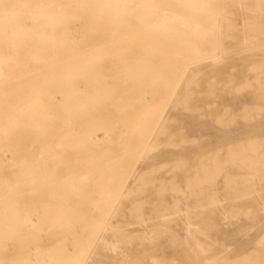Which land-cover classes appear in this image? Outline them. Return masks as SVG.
<instances>
[{"label": "rangeland", "instance_id": "obj_1", "mask_svg": "<svg viewBox=\"0 0 264 264\" xmlns=\"http://www.w3.org/2000/svg\"><path fill=\"white\" fill-rule=\"evenodd\" d=\"M66 1L0 0L1 23L42 9L61 30L38 49L0 35V264H264V0L196 5L221 20L199 56Z\"/></svg>", "mask_w": 264, "mask_h": 264}, {"label": "bare ground", "instance_id": "obj_2", "mask_svg": "<svg viewBox=\"0 0 264 264\" xmlns=\"http://www.w3.org/2000/svg\"><path fill=\"white\" fill-rule=\"evenodd\" d=\"M66 1V0H65ZM205 1V0H204ZM208 1V0H207ZM68 1H66L65 3H67ZM102 2H104V3H102ZM70 3L71 4H73V5H75V3L78 5V7H80V8H82V10H85L86 12H87V15L88 16H90V15H94V12H97V13H95L96 15H98L99 17H102V19H103V22H109V23H111V25H115V28L117 27V30L119 31V33H117L118 35L117 36H124L125 34H126V36H127V34L128 33H126V32H129V31H133L136 27L138 28V26H135V24H133V20H137V21H140L141 23H142V25L143 24H145V26H146V24H149L150 25V27L152 28H150L149 26V28L151 29V31L150 32H152L153 31V34H151V38L153 37L152 35H154V38H152V41L153 42H157V41H155V40H157V39H160V40H158V42L159 41H162L163 42V44L162 45H164L165 43V41L167 42V41H171V43L174 41V40H177L180 44H182V45H184V47H185V44L184 43H186V45L188 46V47H186V48H188L189 50H190V54L191 55H197V53H202V54H204V52L205 51H207V47H209V45H207V43L206 42H204V40L206 39L207 40V38L206 37H208L209 35H211V34H214V33H216L217 32V29H219V24H220V18L219 19H215V18H213L212 16H210L209 15V13H206V12H199V11H201V10H199V11H197V8L198 7H200L202 4H203V1L202 0H71L70 1ZM100 4H104V5H106L109 9H107L106 8V10H102V9H100V10H98L99 8H98V5H100ZM194 5V8H193V10L191 9V8H189L191 5ZM207 4V3H206ZM192 5V6H193ZM196 5H200V6H198V7H196V11H195V6ZM12 6V5H11ZM10 6V7H11ZM13 7H15V6H13ZM67 7H69L68 6V4L67 5H65L64 3H62V4H59L58 6H55V11H57L58 13H60L61 11H64L65 9H68ZM95 7H97V8H95ZM101 7V6H100ZM12 8V7H11ZM102 8V7H101ZM13 9V8H12ZM96 9H97V11H96ZM128 10H131V11H133V14H136L134 17H129V15L128 14H130L129 12H128ZM207 10V9H206ZM209 10V9H208ZM23 16V17H22ZM75 16V15H74ZM131 16V15H130ZM8 18L7 19H9V20H15V22H13V23H9L8 21V23H6V21L5 22H3L2 21V23H1V21H0V35L4 38V40H5V42L6 43H13V42H15L16 41V36H17V38H19L18 36L19 35H23L24 36V38L25 39H31V41H33L34 39H36L37 40V42L36 43H38V47H36L37 49L38 48H40L39 47V43H41V41H44V40H48V41H50L51 39H52V42H53V40L54 39H56L57 37H60V35H59V32L61 33V30L59 29V30H57L56 28H55V26L52 24L53 22L51 21V20H49L48 19V17H49V15L48 14H43V10L41 9H39L38 10V12L37 11H35L34 13H31V11H29V10H27V11H25V13H24V15H19V16H16V18H20V20H22V22H23V24H21L20 22H18V21H20V20H18V19H15L14 17L15 16H7ZM148 17H150V18H152V19H154V21H151V19H150V21H149V18ZM4 18H6V17H4ZM14 18V19H13ZM74 18V17H73ZM26 19H29L30 21H32V25L31 26H28V25H25V20ZM66 19V18H65ZM69 19V18H68ZM67 19V20H68ZM78 19V18H77ZM1 20V19H0ZM16 20H18L17 22H16ZM84 22H81V23H85V21L86 20H83ZM67 23V22H66ZM138 24H139V22H138ZM104 25H106V24H104ZM7 26H9V28L7 27ZM15 26H18L15 30L12 28V27H15ZM74 26V25H73ZM7 27V28H6ZM142 27V26H141ZM6 29H9V30H11V32H13V30L15 31V32H13V33H11L10 31H5ZM13 29V30H12ZM200 29V30H199ZM4 30V33H2L1 31H3ZM136 30V29H135ZM138 30V29H137ZM140 30V29H139ZM142 30H144V29H142ZM197 30H199L200 32H199V41H196V42H194V40H197L195 37H193V38H195L193 41H192V38H191V41H188V36L189 35H193V34H195L196 35V31ZM59 31V32H58ZM63 33H64V31H62ZM69 32V31H68ZM110 32V31H109ZM137 32V31H136ZM138 32H140V31H138ZM144 32H145V30H144ZM148 31H146L145 33H147ZM149 32V33H150ZM198 32V31H197ZM130 33H132V32H130ZM130 33L128 34V35H130ZM134 33H135V31H134ZM141 33H143V32H140V34ZM144 33V35H146ZM149 33H147V35L149 34ZM67 34V33H66ZM70 34V33H69ZM68 34V35H69ZM133 34V33H132ZM198 34V33H197ZM62 35V34H61ZM72 35V34H71ZM143 35V36H144ZM217 35H219V34H217ZM22 36V37H23ZM143 36H141V38H143L142 40L144 41L145 39H144V37ZM150 36V35H149ZM186 36H187V38H186ZM21 36H20V38H22ZM128 37V36H127ZM192 37V36H191ZM211 37V36H210ZM215 37V36H214ZM19 38V39H20ZM32 38H33V40H32ZM121 38H124V37H121ZM126 38V37H125ZM124 38V39H125ZM139 38H140V36H139ZM138 38V39H139ZM148 38V37H147ZM146 38V39H147ZM150 38V37H149ZM157 38V39H156ZM190 38V37H189ZM212 38H213V36H212ZM211 38V39H212ZM216 38V37H215ZM23 39V38H22ZM117 39V38H116ZM127 39V38H126ZM210 39V38H209ZM210 39V40H211ZM35 40V41H36ZM141 40V41H142ZM149 40V39H148ZM187 40V41H186ZM214 40V39H213ZM25 41V40H24ZM141 42L140 43V40L137 42L138 44H136V45H132L131 47H129V50H131V51H134V53H135V59L136 58H142L141 56V53H143L144 51H145V49H147V44H146V41H144V42ZM4 42V41H3ZM136 42V41H135ZM149 42V41H148ZM151 42V41H150ZM150 42H149V44H150ZM178 42H175L176 44H175V46L174 47H176V45L178 44L179 45V43ZM212 42V41H211ZM159 43H161V42H159ZM174 43V42H173ZM172 43V44H173ZM204 43H206L205 45H204ZM42 44V43H41ZM122 44V43H121ZM152 44V43H151ZM169 44H170V42H169ZM214 44H215V42H214ZM161 44L160 45H151V46H153V47H155V46H162ZM166 46L168 45V43L167 44H165ZM181 45V46H182ZM5 45H0V50H1V48H3ZM149 46V45H148ZM150 46V47H151ZM166 46H164V48L166 47ZM169 47L171 46V44L170 45H168ZM172 46V47H173ZM213 46V45H212ZM173 47V49H175ZM183 47V46H182ZM181 47V48H182ZM183 47V48H184ZM124 48V47H123ZM182 48V49H183ZM186 48H184V49H186ZM42 49V48H41ZM126 49V48H125ZM128 49V48H127ZM156 50H157V48H155ZM161 49V48H160ZM170 49H172L171 47H170ZM180 49V48H179ZM178 49V50H179ZM187 49V50H188ZM40 50V49H39ZM38 50V51H39ZM56 50V49H55ZM148 50V49H147ZM150 50H151V48H150ZM149 50V51H150ZM153 50V49H152ZM188 50V51H189ZM42 51V50H41ZM57 51V50H56ZM55 51V52H56ZM121 51H125V50H121ZM161 51V50H160ZM193 52V54H192V52ZM32 52V51H31ZM126 52V51H125ZM124 52V53H125ZM151 52V51H150ZM188 53V52H187ZM188 53V54H189ZM196 53V54H195ZM123 54V53H122ZM144 54V53H143ZM145 54H147V53H145ZM159 54V53H158ZM148 55V54H147ZM163 55V54H162ZM200 54H198L197 56H199ZM156 57H158L159 58V56L158 55H155ZM112 57H114V56H112ZM110 58V59H113V58ZM120 57V56H119ZM129 57H131V56H129ZM133 57V56H132ZM117 58V57H116ZM127 57L125 56V61H127V59H126ZM147 58V57H146ZM53 59H54V57H53ZM110 59H108V60H110ZM120 59V58H119ZM124 59V58H123ZM130 58H128V60H129ZM135 59H132V60H135ZM144 61H146L145 59H144V57L142 58ZM157 59V58H156ZM154 60V62L157 64V60ZM138 59H136V61H137ZM142 60V61H143ZM148 60H150V58L148 59ZM89 61H91V60H89V58H88V62ZM113 61V60H112ZM115 61V60H114ZM124 61V62H125ZM139 61V60H138ZM140 61H141V59H140ZM142 61L141 62H138V63H134L133 65H135L138 69V71H134V73L136 72V75H137V73L141 70L140 68H139V66L140 65H142ZM82 62V61H81ZM80 62V63H81ZM84 62V61H83ZM82 62V63H83ZM98 62H100V61H98ZM111 62V61H110ZM162 62V61H161ZM105 63V62H104ZM144 64H145V62H143ZM69 64V63H68ZM72 64V63H71ZM75 64H77V63H75ZM106 64V63H105ZM112 64V63H111ZM82 65H84V63L82 64ZM107 65V64H106ZM124 65H125V63H124ZM153 65H154V63H153ZM72 65H70V67H71ZM101 66V65H100ZM113 66H114V64H113ZM143 67H144V65H142ZM145 66H147V65H145ZM156 68H158L156 65H154ZM66 67L67 66H61V67H59L58 69H59V71H62V70H64V69H66ZM76 67V66H75ZM74 67V68H75ZM106 67V66H105ZM141 67V66H140ZM142 67V68H143ZM161 67H162V65H161ZM160 67V68H161ZM72 68V67H71ZM77 68V69H76ZM75 69H76V71H78V66L76 67ZM125 68V67H124ZM145 68V67H144ZM47 69V68H46ZM49 69V68H48ZM135 69V68H134ZM133 69V70H134ZM140 69V70H139ZM55 70H57V69H55ZM72 70V69H71ZM129 70V69H128ZM145 70H146V68H145ZM152 70V69H151ZM50 71H51V69H50ZM75 71V70H74ZM73 71V72H74ZM122 71V70H121ZM144 71V70H143ZM142 71V72H143ZM148 71H150V70H148ZM109 72V71H108ZM124 72V71H123ZM127 72V71H126ZM141 72V71H140ZM153 72H154V70H153ZM113 73V72H112ZM114 73H116V72H114ZM118 73V72H117ZM144 73H146V72H144ZM143 73V74H144ZM124 74H125V72H124ZM141 75H143L142 73H140ZM148 74V73H147ZM151 74H152V72H151ZM153 74H155V72L153 73ZM79 75V74H78ZM106 75H108V74H106ZM111 75V74H110ZM118 75V74H117ZM156 75V74H155ZM114 76V75H113ZM152 76H154V75H152ZM159 75H156V76H154L153 77V79L154 78H156V77H158ZM97 77V76H96ZM143 77V76H142ZM160 77V76H159ZM143 78H148V76L146 77H143ZM83 79V78H82ZM93 79V78H92ZM152 79V80H153ZM158 79V78H157ZM89 81H90V79H88ZM88 80H86L87 82H88ZM134 80H136V78H134ZM133 79H132V81L134 82L132 85H130V84H128L127 86H129L126 90H127V92L125 91V89H124V91L126 92V94L128 95V93L130 92V93H132V92H135V91H140L141 89V87L142 86H140V85H138L137 84V82L136 81H134ZM139 80V79H138ZM146 80V79H145ZM160 80V79H159ZM83 81V80H82ZM91 81H93V80H91ZM96 81V80H95ZM132 81H131V83H132ZM140 81H142L141 79H140ZM144 81V80H143ZM154 81V80H153ZM135 82H136V84H135ZM145 82V81H144ZM152 82V81H151ZM90 83V82H89ZM129 83V82H128ZM138 83H139V81H138ZM143 83V82H142ZM84 84V83H83ZM88 84V83H87ZM97 84V83H96ZM105 84V83H104ZM144 84H146L147 85V81L144 83ZM150 84V83H149ZM68 85L69 84H67V85H58L57 87H52L53 88V90L51 89V91L52 92H50L49 90L47 91L48 93L50 92L51 94L53 93V92H60V93H62L63 91L65 92V90H67L68 89ZM102 85V84H101ZM154 85V84H153ZM156 85V84H155ZM86 86V85H85ZM98 86V85H97ZM97 86H96V88H97ZM150 86H151V84H150ZM84 87V86H83ZM124 87V86H123ZM48 88V87H47ZM51 88V87H50ZM99 88H100V86H99ZM106 88V87H105ZM143 88H146L145 87V85H144V87ZM49 89V88H48ZM109 89V88H108ZM116 89V88H115ZM153 89H155L154 87H153ZM89 90H91V89H89ZM111 90H113V89H111ZM145 90V89H144ZM158 90V89H157ZM44 91V95L43 96H45V94L47 95V93H45V89L43 90ZM43 91H42V93H43ZM76 91H77V89H76ZM104 91V90H103ZM119 91H120V89H119ZM63 92V93H64ZM113 92V91H112ZM115 92V91H114ZM113 92V93H114ZM122 92H123V89H122ZM29 93V92H28ZM41 93V92H40ZM39 93V94H40ZM66 93V92H65ZM138 93V92H137ZM140 93V95H141V92H139ZM51 94H49V95H51ZM90 94H92V93H90ZM102 94V93H101ZM107 94V93H106ZM110 94H111V91H110ZM134 94V93H133ZM155 94V93H154ZM32 95H35L34 93L32 94ZM31 95V96H32ZM134 95H137V94H134ZM139 95V94H138ZM143 95H145L144 93L142 94V96ZM25 96V95H24ZM112 96V95H111ZM113 96H114V94H113ZM123 96V95H122ZM131 96V95H130ZM27 97V96H26ZM30 97V96H29ZM47 97V96H46ZM46 97H44V99H46ZM85 97V96H84ZM106 97V96H105ZM127 97V96H126ZM28 98V97H27ZM37 98V97H36ZM90 98V97H89ZM116 98V97H115ZM119 98L120 97H118L117 99L119 100ZM123 98V97H122ZM37 99H39V98H37ZM87 99V98H86ZM85 99V100H86ZM125 99V98H124ZM40 100V99H39ZM112 100V99H111ZM92 101H93V99H92ZM23 102V101H22ZM109 102V101H108ZM111 104V103H110ZM113 106V105H112ZM111 107V106H110ZM110 107L108 108V109H110ZM40 108V107H39ZM76 108V107H75ZM32 109L34 110V107H32ZM116 109V108H115ZM118 110V109H117ZM120 110V109H119ZM32 111V110H31ZM30 111V112H31ZM47 111V110H46ZM33 112V111H32ZM120 112V111H119ZM10 113V112H9ZM51 113V112H50ZM8 116H10L9 114H8ZM31 116V115H30ZM11 117V116H10ZM49 117V116H48ZM30 118H32V117H29L28 119H30ZM32 122V121H31ZM27 124L29 125L30 124V122L29 121H27ZM32 124H33V122H32ZM35 124V123H34ZM82 124V123H81ZM31 126V125H30ZM74 126V125H73ZM154 132H152V133H150L149 134V136L147 137V135L143 138V136H139L138 138H130L129 140L128 139H126V140H124V141H126V144H127V142L129 141V143H130V145L129 146H141V144H143V143H145V142H149L150 141V138H152L151 136H152V134H153ZM44 138H46V137H42L41 138V140L43 141V139ZM46 140V139H45ZM44 140V141H45ZM128 140V141H127ZM51 141V140H50ZM95 143V145L98 143L97 142V139L95 140V141H92V145ZM124 143V142H123ZM125 144V143H124ZM12 146V145H11ZM12 148V147H11ZM106 150H107V148H105ZM105 150V151H106ZM60 156V155H59ZM62 156V155H61ZM29 175V174H28ZM28 177V176H27ZM31 225V224H30ZM29 224H27V226H30ZM71 239V238H70ZM31 251H33V252H31L30 254H28L29 256L25 259V261H29L30 263L31 262H33V263H35L37 260H38V258H37V251H38V249L37 248H33ZM4 257V256H3ZM3 260V259H2ZM7 260V259H6ZM5 260V261H6ZM0 261H1V259H0ZM9 261V260H8ZM35 261V262H34ZM2 264V263H1Z\"/></svg>", "mask_w": 264, "mask_h": 264}]
</instances>
